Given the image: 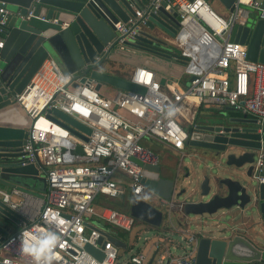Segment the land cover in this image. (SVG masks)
<instances>
[{"label": "built area", "instance_id": "obj_1", "mask_svg": "<svg viewBox=\"0 0 264 264\" xmlns=\"http://www.w3.org/2000/svg\"><path fill=\"white\" fill-rule=\"evenodd\" d=\"M162 1L166 9L173 8L180 15L177 34L169 42L188 58L171 59L182 65L181 74L162 82L150 67L136 65L128 79L145 91L118 89L106 96L95 89L93 79L86 76L81 81L82 76L63 72L56 60L47 57L17 95L32 119L21 149L23 158L26 163L42 166L47 188L35 204L16 190H0L3 201L25 219L0 241V264H35L24 249L46 251L50 234L58 237L52 264L147 263L150 237L144 236L141 246H135L129 237L136 218L126 209L97 202L98 197L116 199L127 191L142 196L143 170L156 164L157 155L141 141L184 149L186 126L195 124L203 102L229 106L264 121V63L249 60L246 45L231 37L232 26L247 18L244 5L264 19L262 1L235 0L234 9L224 17L207 0H148L127 21L113 23L114 40L122 44L133 39L149 12ZM8 13L0 7V23ZM53 108L86 125L90 129L87 139L73 133L71 125L57 117ZM40 119L43 123L39 125ZM77 146L82 152L75 151ZM260 161L261 155L256 163ZM12 195H19L18 200ZM154 198L161 208L171 209L168 199ZM139 232L148 233V228L143 226ZM180 232L179 240H170L169 246L165 236L157 237L151 244L154 253L150 259L156 264H195L197 240L192 232ZM107 235L125 246H117ZM135 238L140 239L139 233ZM86 244L98 249L101 259L89 253ZM121 251L132 252L121 262Z\"/></svg>", "mask_w": 264, "mask_h": 264}, {"label": "water", "instance_id": "obj_2", "mask_svg": "<svg viewBox=\"0 0 264 264\" xmlns=\"http://www.w3.org/2000/svg\"><path fill=\"white\" fill-rule=\"evenodd\" d=\"M0 1L3 2L0 7L10 11L0 23V190H16L20 194L42 198V192L47 188L44 169L38 164L26 163L21 150L32 119L16 99L38 67L47 57H52L63 72L82 76L81 81L86 76L93 79L96 90L100 89L101 82H106L116 89L143 93V86L113 70H103L101 65L119 45L170 60H187L169 42V38L177 34L180 15L173 8L166 9V2L162 1L155 11L149 12L145 24L133 39L118 44L114 40L113 23L127 21L135 9L148 0H143L142 5L138 0ZM220 2L229 11L234 9L235 0ZM261 6L264 7V0ZM231 37L246 45L249 60L264 63V19L252 16L243 24H234ZM52 112L71 125L69 128L73 133L87 139L85 134L90 129L86 125L57 108ZM201 118L187 129L185 142L188 155L196 161L194 181L200 180L199 199L174 201L173 194L180 184L176 169L171 178L164 176L159 167L145 166L144 190H150L152 197L168 199L172 207L162 211L144 197L130 195L127 191L126 210L136 219L159 227L164 216H171L173 210L182 212L185 219L187 215L211 216L218 210L234 206L247 220L255 216L254 238L248 239L230 229L227 232L225 225L217 230V234L193 231L197 240L195 264H264V121L260 123L256 116L229 106L216 114L204 112ZM75 151L82 152V149L77 146ZM259 155L261 161L258 164ZM222 165L236 170L240 177L217 175L223 172ZM202 168L215 171L213 188L207 173L200 176ZM185 192L186 188L182 187L177 196ZM21 221L25 222V219L3 201L0 193V241ZM177 224L183 227L180 222ZM171 233L174 235V230ZM107 238L119 247L125 246L112 235ZM85 249L101 259L102 253L98 249L90 244H86Z\"/></svg>", "mask_w": 264, "mask_h": 264}, {"label": "rangeland", "instance_id": "obj_3", "mask_svg": "<svg viewBox=\"0 0 264 264\" xmlns=\"http://www.w3.org/2000/svg\"><path fill=\"white\" fill-rule=\"evenodd\" d=\"M211 2V6L212 8L214 9L215 7L218 8L220 7V5L222 4L220 2V0H210ZM223 7L225 9H227L224 5ZM154 64L156 66L159 67V69H165V67H167L168 65H162V63H159V62H155L154 61ZM170 64H174L176 65V67H180L178 65V63H175V62H171ZM182 66V65H181ZM101 68L103 70H107V71H115V65H113L112 62H109V60H105L102 65H101ZM131 71V70H130ZM130 74V73H128ZM100 93L102 95H112L113 92L116 90V88L106 82H101V86H100ZM209 111L208 112H211L213 114H216V113H220L222 110L217 108L216 106L213 105V107L209 108L208 109ZM146 140V139H144ZM142 140L141 141V144L144 146V147H147V145L143 144L142 142L144 141ZM148 148L149 149H152L154 150L156 153H160L162 150H164V147H162V145H160L159 143H157L156 141H152L149 143L148 141ZM189 154V153H188ZM188 154H185L184 156H182V162L189 166V168L191 169V172L192 173V176L191 178L189 179V181L187 180H184L183 181V187L186 188V192L181 195V196H177V191H179L182 187L176 189V191L174 192L173 194V200L174 201H189L191 199L193 200H198L199 199V194H198V187H199V183H200V180L198 178L197 181H194L195 180V177H196V161L194 160L193 156L191 155H188ZM207 163V162H205ZM211 163L208 164L209 167H211ZM207 170H204L203 168L200 169V176L202 173H207L210 178H211V186L213 188V186L215 185L214 183V180L213 178L215 177L214 175V172L215 171H209L208 168H206ZM222 171L223 172H219L217 173V175H220V176H231V177H240V175L238 174V172L236 170H232L231 167H226L224 165H222ZM153 195H150L148 196H142L144 197V199L150 203L151 205H153L154 207L158 208V209H161L163 211V209L161 208V206H159L157 204V202L155 201L154 197H152ZM16 199V198H14ZM115 201H120V198H116L114 199ZM238 213H241L240 210L238 208H235L234 206L231 207V208H228V209H221V210H218L215 214L211 215V216H207V215H204V216H197V215H187L185 217V219H183V215H182V212L178 211V210H173L171 211V217H172V220L171 222L173 224H175V228L176 230L174 231L175 234L173 235V238L178 240L180 238V235H181V232H180V229L178 230V227L179 225L177 224V222H180L183 226H186L188 227L190 230H193V231H204L205 233H212V234H217V230H219V228H221L223 225H225L227 227V232H229L228 230H234V231H241V227L237 226V227H233V229H231V225L233 224L235 226V224H237L238 222L240 223V226L243 225V221H244V215L242 216V213L241 215H236ZM245 213V212H243ZM255 219V216L253 215V217L249 220L252 224V226H254V220ZM186 220V221H185ZM141 222V224L143 225V222L142 221H139ZM170 223V221L168 220V218L166 216H164V218L162 219V224L161 226H166ZM139 224V223H138ZM230 227V228H229ZM138 226L136 224V227L133 229V231L130 233L129 237H130V240L134 241L135 242V246H141L142 243H143V237L144 236H150L151 239L147 242L148 244V247L151 245L152 243V231H149L148 233L146 232H139L138 231ZM146 228V227H145ZM148 228V227H147ZM149 229V228H148ZM211 231V232H210ZM139 233L140 235V239H136L135 236L136 234ZM228 234V233H227ZM176 251H180V249H177ZM132 251H121V255H120V261H125L126 258L128 257V255L131 253ZM152 264H156L155 263V260L152 262Z\"/></svg>", "mask_w": 264, "mask_h": 264}, {"label": "crops", "instance_id": "obj_4", "mask_svg": "<svg viewBox=\"0 0 264 264\" xmlns=\"http://www.w3.org/2000/svg\"><path fill=\"white\" fill-rule=\"evenodd\" d=\"M142 1L143 0H138L139 3H141ZM207 1H208V3L211 6L210 0H207ZM141 5H142V3H141ZM244 7H246V9H247V13H246L247 17L258 16L257 11L255 9L251 8L249 5H244ZM214 10H215V12H217L218 14H220V15H222L224 17H228V15L231 12L228 9H225L223 7V4H221L220 7H218V8L215 7ZM108 60H109V62H112L113 65H115V72L117 74L118 73H123V74L130 73L131 72L130 70H132L134 66L140 65V64H143V63L148 64V62L145 61L144 59H140V60L130 59L128 57H124V56L120 57V56H117V55H114L113 57H108ZM178 65L180 67H176V65L170 64L167 67H165V69H159V67L156 66L154 64V62H152V67L153 68H151V67L150 68L155 71L157 78L160 81L163 82L165 79H167L168 77H171L172 75H176L177 76V75L181 74V72H182V66L179 63H178ZM117 90L118 89H116L113 92V94ZM112 95H110V96H112ZM213 105L216 106L217 108L221 109V110H224V106H219V105H216V104L210 103V102H208V103L203 102V103L200 104V107L199 108L197 107L198 110H199V115L197 116V120L198 119L201 120L202 119L201 118V115L204 112H208L209 111L208 109L211 108V107H213ZM190 127H191V125H190ZM190 127L189 126L188 127L186 126V128H190ZM150 142L151 141H149V143ZM142 143L145 144V145H147V148H148V140H144ZM160 145H162V147H164V150H162L159 154L156 153L154 150H152V149L151 150L153 152H155L157 155H161L162 156L161 158H162L163 165L160 168H161V171H162L163 175L164 176H168V177H172L174 175V166H173V163H172V160L174 158L172 155L174 154V156L179 157V163L177 164V168H178L177 171H178V174H179L180 184H179L178 188L183 187V181L184 180L189 181V179L191 178L192 173H193V172H191V169L189 168V166L185 165L182 162V156H184L185 154H188V148L187 147H184V149H182V150H177V149H172V148H170V147H168V146H166L164 144H160ZM161 153H163V154H161ZM147 194H148V196H150L152 193L150 192V190H148V191L147 190H144L143 193H142V196H147ZM25 197L28 200V202H32L33 204H35V203L38 202V198H41V197H35V196H29V195H25ZM12 198L13 199L16 198L14 200H18L19 195H12ZM162 209L165 212L167 210L165 208V206H162ZM166 217L170 221V223L168 225H166V226L165 225L164 226H159V227L154 226L156 228H153V227H150L152 225L149 226V224L147 225V223H144V222H143V224H146V225H142L141 222H138L139 223V224L137 223V226L139 227L138 228V231L143 226L146 227V228L148 227L149 228L148 229V232L149 231H152V233H153V235H152V238H153L152 242L154 240H156V238L159 237V236L160 237L165 236L166 237V241H165V238H164V242L166 243L167 246H169L170 245V243H169L170 240L173 242V241H178L179 239L178 240L174 239L173 238V235L171 233L172 230H175L176 229L175 228V226H176L175 224L176 223L173 224L171 222V220H172V217L171 216H169V217L166 216ZM171 226L173 228L172 230H171ZM237 226L241 227L240 228L241 231L240 232L239 231H236V233H240L241 235H243L244 237H246L248 239H253L254 238V236H255L254 235V228L251 225V222L249 220H247L246 218H244V221H243V225L242 226H240V223L238 222L237 224H235V226L232 224L230 227H231V229H233V227H237ZM19 227H20V224L19 225H15V226H13L12 230H16ZM179 229H182L186 233L193 232V230H190L186 226L180 227V225H179L178 230ZM150 239H151V237H150ZM146 248H148V261L153 262V260L150 259L151 256L154 253V251L152 249V245H150L149 247H148V245H146Z\"/></svg>", "mask_w": 264, "mask_h": 264}, {"label": "bare ground", "instance_id": "obj_5", "mask_svg": "<svg viewBox=\"0 0 264 264\" xmlns=\"http://www.w3.org/2000/svg\"><path fill=\"white\" fill-rule=\"evenodd\" d=\"M190 25L196 27L195 23L192 21L190 22ZM182 34L184 35V33H182ZM114 55H117L120 57L124 56V57H128L130 59H137V60L144 59L147 62L148 61H152V62L157 61L159 63H162V65H170L171 62H175L173 60H169L167 58L158 56V55L153 54V53L145 52V51H142V50H139L136 48H131V47L123 46V45L116 46L113 49V51L110 53L109 57H113ZM40 123H43V119L39 120L38 124L40 125Z\"/></svg>", "mask_w": 264, "mask_h": 264}, {"label": "clouds", "instance_id": "obj_6", "mask_svg": "<svg viewBox=\"0 0 264 264\" xmlns=\"http://www.w3.org/2000/svg\"><path fill=\"white\" fill-rule=\"evenodd\" d=\"M58 237L55 234H50L47 238L48 248L44 252L33 251L31 248L26 247L24 251L33 256L35 264H52L56 259L55 253L52 249L55 248Z\"/></svg>", "mask_w": 264, "mask_h": 264}, {"label": "trees", "instance_id": "obj_7", "mask_svg": "<svg viewBox=\"0 0 264 264\" xmlns=\"http://www.w3.org/2000/svg\"><path fill=\"white\" fill-rule=\"evenodd\" d=\"M140 65L153 68L151 61H148V64L143 63V64H140ZM118 75H120L122 77H125V78H129L130 77V74H128V73H126V74L118 73ZM119 198H120V201H115L114 199H107L105 197H98V201L97 202H98V204H100V202H106V203H108V204H110V205H112V206H114V207H116L118 209L125 210L126 209V201H127L126 194H124L123 196H121ZM136 221L138 223L140 220L136 219ZM150 227L156 228L154 226H150Z\"/></svg>", "mask_w": 264, "mask_h": 264}, {"label": "flooded vegetation", "instance_id": "obj_8", "mask_svg": "<svg viewBox=\"0 0 264 264\" xmlns=\"http://www.w3.org/2000/svg\"><path fill=\"white\" fill-rule=\"evenodd\" d=\"M161 154H163V153H161ZM172 156L174 157L173 160H172V163H173L174 168L176 169V172H177V175H178V178H179V174H178V171H177L178 170L177 164L179 163V157L174 156V154ZM161 157H162L161 155H157V161H156V164L154 165V167H159V168L162 167L163 163H162V158Z\"/></svg>", "mask_w": 264, "mask_h": 264}]
</instances>
